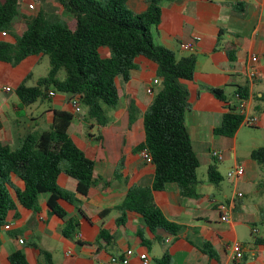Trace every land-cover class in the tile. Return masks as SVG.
I'll return each instance as SVG.
<instances>
[{
    "label": "crops",
    "instance_id": "crops-1",
    "mask_svg": "<svg viewBox=\"0 0 264 264\" xmlns=\"http://www.w3.org/2000/svg\"><path fill=\"white\" fill-rule=\"evenodd\" d=\"M24 1L21 12L26 14ZM125 4L132 12L141 13L147 9L148 0H126ZM160 7V21L151 28L154 43L170 49L176 57L195 58L193 78L182 83L189 103L185 126L199 159L197 196H181L175 183L153 192L157 206L166 218L181 225L180 231L151 232L134 211L126 212L123 223L116 222L121 214L117 207L128 188L150 186L153 181V164L133 148L145 138L143 115L159 84L153 83L159 78L155 63L139 56L127 81L115 79L118 104L107 112V124L99 125L74 112L71 99L64 93L51 94L45 100L52 102L47 107H38L45 101L19 106L16 87L28 75L29 84L42 77L34 76L32 67L45 55L30 56L16 66L0 61V140L18 146L26 134L49 129L55 109L69 111L74 115L69 134L93 159L95 181L87 195L81 196L75 192L74 178L65 173L58 176L59 186L78 199L75 205L62 202L67 217L77 222L72 238L63 235V221L50 212L48 194H40L41 206L36 210L19 204L9 210L5 224L10 226L0 233V264H11L8 258L15 251H21L28 264H97L111 256H118L119 264H143L141 253H146L149 264H153L164 252L170 254V264H264V168L250 156L264 142L239 139L243 126L259 130L264 125V0H162ZM22 31L23 25L19 31L14 29L16 34ZM1 39L13 41L8 34H0ZM182 42L192 43V48L181 49ZM99 53L102 57L110 54L104 47ZM251 54L258 55V75L253 79L247 73ZM149 86L153 94L146 92ZM239 88L246 89L248 111L256 115L257 124L249 126L241 121L233 136L218 134L215 129L223 114L237 105ZM212 89H220L224 99H218ZM212 149L221 151L223 159L212 158ZM237 165L244 167V175L232 180L228 173ZM209 166L221 175L219 183L208 180ZM9 179L8 190L14 198V190L23 189L24 183L14 174ZM220 203L228 205L227 221L220 218ZM105 209L110 212L101 218ZM101 227L113 236L110 244L96 242ZM235 241L241 243L240 259L234 258L231 246ZM204 243L212 246L217 259L202 252ZM128 250L132 251L130 256Z\"/></svg>",
    "mask_w": 264,
    "mask_h": 264
},
{
    "label": "trees",
    "instance_id": "trees-1",
    "mask_svg": "<svg viewBox=\"0 0 264 264\" xmlns=\"http://www.w3.org/2000/svg\"><path fill=\"white\" fill-rule=\"evenodd\" d=\"M34 1L37 10L24 14L21 12L23 0H0V33L13 38V41L0 40V61L16 66L34 55H46L49 61L46 75L33 84H29L28 75L16 87L20 107L44 102L51 92L57 91L70 99L77 98L86 110L87 121L105 125L109 118L104 106L115 107L120 98L115 79L120 77L127 81L139 56L156 64L160 81L157 78L158 87L143 115L145 138L133 148L135 153L146 150L150 154L153 181L150 186L128 188L117 207L121 214L116 222L123 223L126 212L134 211L151 232L178 233L181 225L165 217L154 201L153 192L175 183L181 196H197L199 159L185 126L189 103L188 90L182 83L193 78L195 58L193 55L176 57L170 49L154 43L151 28L160 21L162 0H148L147 9L141 13L129 10L126 0H53L68 21L50 17L43 7L46 0ZM20 19L23 31L16 34L14 27ZM100 47L109 50L108 57L100 55ZM61 70L65 76L60 79ZM212 92L218 99H224L220 89H212ZM236 93L240 98L247 97L246 89L239 88ZM235 108L229 107L223 114L216 133L234 135L242 121ZM129 111L133 120L131 107ZM73 118L69 111L55 109L49 129L26 134L18 146L0 140V233L9 210L16 204L36 210L40 194L45 193L50 212L63 221V235L73 237L77 222L67 217L62 202L75 205L78 199L75 193L59 186L58 176L65 173L74 178L75 192L81 196H86L95 182L93 159L69 134ZM250 156L264 168V146L253 149ZM11 174L24 183L23 189L14 190V198L8 190ZM207 176L214 184L222 179L214 166L208 167ZM109 212L110 209L101 211V218ZM112 240L109 231L101 227L96 242L107 245ZM201 250L211 259L218 258L208 243H204ZM8 259L11 264H28L21 251L11 253ZM170 262V254L164 252L153 264Z\"/></svg>",
    "mask_w": 264,
    "mask_h": 264
},
{
    "label": "built area",
    "instance_id": "built-area-1",
    "mask_svg": "<svg viewBox=\"0 0 264 264\" xmlns=\"http://www.w3.org/2000/svg\"><path fill=\"white\" fill-rule=\"evenodd\" d=\"M29 8H33L32 4H29ZM0 34H5V33H0ZM180 48L184 49V50H189L192 48V43H188V42H182L180 43ZM257 61H258V55L256 54H251L249 57V62L247 64V73H248V77L250 79L255 78L258 75V68H257ZM153 83H158L157 79L153 80ZM6 91H9L10 88L9 87H5ZM146 92L148 94H153V88L151 86L147 87ZM50 94H53L52 92ZM236 97L238 98V102L236 105L237 111L239 112V114L242 116V122L246 125L249 126H254L257 124V117L256 115L250 113L248 111V101L246 98H240L237 93H236ZM71 108L74 112L79 113L81 111V105L79 103V101L77 100V98H72L71 99ZM140 155L145 159V160H150V154L144 150L142 152H140ZM210 155L212 158L216 159V160H222L223 159V153L221 151H218L216 149H212L210 151ZM228 175L230 176V178L232 180L238 179L240 177H242L244 175V167L242 165H237L234 166L228 173ZM239 195H241V193H239ZM218 210L220 212V218L223 221H227L228 220V205L225 203H220L218 205ZM9 224H5L3 226V228H9ZM254 232L257 231V229H253ZM81 234L77 233V237H80ZM20 242H22V240L20 239ZM232 250L234 252V258L236 259H240L242 257V247H241V243L238 241H235L232 244ZM127 256H130L132 254L131 250H128L126 252ZM140 259L142 260L143 264H149V257L147 256L146 253H141L140 255ZM120 259L118 256H111L108 260L106 261H98L97 264H119Z\"/></svg>",
    "mask_w": 264,
    "mask_h": 264
},
{
    "label": "rangeland",
    "instance_id": "rangeland-1",
    "mask_svg": "<svg viewBox=\"0 0 264 264\" xmlns=\"http://www.w3.org/2000/svg\"><path fill=\"white\" fill-rule=\"evenodd\" d=\"M26 1V2H25ZM25 5H26V14H32L34 13L36 10H37V5H36V2L34 0H25ZM29 4H32L33 5V8H28L29 7ZM59 4L55 3L53 0H46L45 3L43 4V7L45 8L46 12L50 15V17H53V16H56V17H60L61 19H64V20H69L68 17L66 16H63L62 15V12L60 10V8L58 7ZM15 30L19 31L21 28H22V22H21V19L20 21H18L16 24H15ZM48 68H49V61H48V57L45 55L42 57V59L40 60V62L38 64H35L33 67H32V72H33V75L34 76H43L47 73L48 71ZM65 76V72L63 70H61L59 72V77L60 79L61 78H64ZM56 93L58 94H62L60 92H57ZM46 104H41V105H38V107L42 108V106L44 107H47V106H50L52 104V102L50 100H47L45 101ZM105 107V111H106V114L107 112L110 111L111 107L109 106H104ZM81 108V111L79 112L80 116L82 119L83 118V114L86 115V110L83 106L80 107ZM35 109V108H34ZM89 122H92V121H89ZM95 122V121H94ZM255 128H251V127H248V126H243L240 130V133H239V139L242 140L243 139H250V140H260V141H263L264 142V125L263 127L260 129L259 127V130H257ZM41 205L38 204L37 205V208L40 207Z\"/></svg>",
    "mask_w": 264,
    "mask_h": 264
}]
</instances>
